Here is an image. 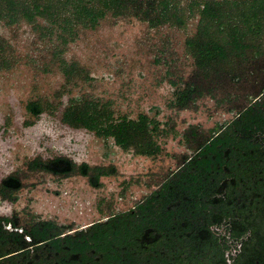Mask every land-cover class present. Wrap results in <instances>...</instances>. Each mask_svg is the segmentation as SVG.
<instances>
[{
  "label": "trees",
  "instance_id": "1",
  "mask_svg": "<svg viewBox=\"0 0 264 264\" xmlns=\"http://www.w3.org/2000/svg\"><path fill=\"white\" fill-rule=\"evenodd\" d=\"M106 18L179 30L196 20L184 44L193 70L179 78L172 107L195 111L208 97L233 116L211 128L188 126L175 169L155 173L148 194L127 211L114 213L109 204L104 220L80 230L27 209L0 216V264H264V0H0V22L30 25L49 43V65L64 78L53 100L27 103V124L61 110L68 128L155 157L157 139L167 134L156 120L115 117L109 102L87 95L62 105L68 87L92 80L79 62L65 59L69 44ZM17 61L0 35V72ZM35 174L82 177L99 189L117 169L38 155L0 180V200L14 202Z\"/></svg>",
  "mask_w": 264,
  "mask_h": 264
},
{
  "label": "rangeland",
  "instance_id": "2",
  "mask_svg": "<svg viewBox=\"0 0 264 264\" xmlns=\"http://www.w3.org/2000/svg\"><path fill=\"white\" fill-rule=\"evenodd\" d=\"M195 28L196 20L179 30L148 29L146 23L135 19L106 18L94 30H80L68 46L65 59L79 62L92 80L68 87L62 105L69 98L87 95L109 102L115 117L136 119L145 114L156 120L167 134L157 139L161 153L145 157L121 150L111 139L68 128L59 120L61 110L55 116L43 114L28 125L27 103L37 98L53 100L64 78L49 65V43L41 41L30 25L21 21L5 26L0 22V35L18 57L10 70L0 72V180L38 155H63L76 163L114 165L117 169L116 176L101 178L103 187L99 189L91 188L82 177L58 180L35 174L14 202L0 200V216L27 209L41 220L84 229L104 220L109 204L114 213L129 210L148 194L147 184L155 173L174 170V156L186 152L181 134L188 126L211 128L229 121L233 114L217 109L208 97L197 102L195 111L172 107L179 78L186 79L193 70L184 44Z\"/></svg>",
  "mask_w": 264,
  "mask_h": 264
}]
</instances>
